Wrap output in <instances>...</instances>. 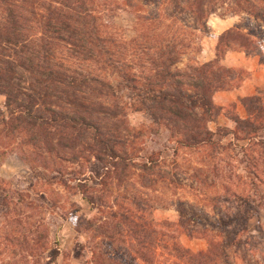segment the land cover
I'll return each mask as SVG.
<instances>
[{"label": "trees", "instance_id": "obj_1", "mask_svg": "<svg viewBox=\"0 0 264 264\" xmlns=\"http://www.w3.org/2000/svg\"><path fill=\"white\" fill-rule=\"evenodd\" d=\"M125 9L136 11L138 32L130 39L118 36L103 21L104 16ZM212 15L223 19L247 16L250 26L245 32L237 22L224 32L218 58L230 50L257 52L264 45V31L259 34L252 29L255 22L264 30V0H0V96H6L5 109L0 106V167L11 152L34 155L40 164L31 165L34 175L68 187L64 171L56 166L74 154L90 170L89 176L82 171L73 174L84 195L92 189L91 182L107 185L108 178L120 180L119 175L129 166L138 168L148 177V183L144 182L148 188L125 190L121 198L128 200L126 208L115 199L107 212L108 222L115 226L112 233L104 232L108 222L96 230V236H103L101 243L114 246L116 234L127 227L132 238L128 249L135 251V255L128 252L132 262L157 264L162 248L167 252L165 264H236L240 231L233 233L232 225L236 219L248 233L246 218H250L242 217L238 210L216 222L180 219L183 228L190 227V237L207 240L205 250L194 252L170 236L159 235L157 222L148 218L164 197L153 186L170 180L175 188L182 187V171L176 169L183 167L176 158L174 169H165L169 147L147 150L141 163H136L130 155L134 135L127 125L130 113H141L157 126L149 133L161 135L159 128L169 132L168 140L178 145L174 155L181 148L195 152L189 159L190 164L195 163L194 169L185 174L200 184H207L213 175L216 201L264 206V188L255 187L264 184V175L255 170L253 159L247 163L254 166L247 171L251 187L235 184L241 177L231 168L221 176L216 170L221 163H215V147L228 135H232L231 142L239 140L241 133L247 135L241 138L244 153L247 145L264 150V137L260 136L264 107L247 99L249 118L235 119L236 128L219 136L209 125L221 111L213 96L233 87L231 69L218 61L180 67L196 36L210 33ZM257 195L259 203L253 199ZM90 202L94 206L96 199L90 197ZM259 234L264 238L262 225ZM42 247L41 264H55L59 248L50 252L48 260V246L44 243ZM108 250L103 249L104 258L102 252L93 253L97 264L115 263ZM251 250H246L247 255Z\"/></svg>", "mask_w": 264, "mask_h": 264}, {"label": "rangeland", "instance_id": "obj_2", "mask_svg": "<svg viewBox=\"0 0 264 264\" xmlns=\"http://www.w3.org/2000/svg\"><path fill=\"white\" fill-rule=\"evenodd\" d=\"M135 14V9H125L104 16L103 21L118 36L130 39L136 36L138 32ZM247 18V16L237 17V22L246 28L245 32H248L250 27ZM218 19V16L212 15L209 18V23H214V26H216ZM253 22L252 20L251 23ZM253 24L255 25L252 29L257 33L260 34L261 31H264L260 29L258 23L254 22ZM204 33H201L198 37L196 36L191 49L184 55L183 62L180 63L181 68H184L186 63L190 62L203 64L200 63L199 56L201 52L199 49H201L204 39L208 36H204ZM261 48H264L263 44ZM5 102L6 96L1 95L0 106L3 109H5ZM127 125L130 128V134L134 135L130 137L134 141L130 155H134L133 159L136 163H141L140 158L147 150L151 152L169 147V152L166 154L168 159L166 160L167 167L165 169H172L176 165V158L183 167L176 169H180L184 173L179 174L182 187L175 188L174 185H171L172 181L168 179L170 183L167 181L153 186L157 189L156 191H160L163 195L161 197H164L160 202L162 205L155 209L148 218L157 222L158 230H160L159 235L170 236L194 252L205 250L208 246L207 240L204 237H190L188 235L190 227L183 228L180 225V219L196 218V223L216 222L223 219V217L226 218V214L235 213L238 210L237 213H240L242 217L250 218H246L248 219V233L242 229L243 223L238 222L236 219L232 225L233 233L240 231L237 245L239 251L235 253L236 264H264V238L259 234V226L264 227V206L257 208L256 206L253 207L255 204L252 203L253 208L240 207L239 202L228 203L221 201V199L216 201L217 186L211 185L213 175L209 177L207 184L196 183L188 176L194 169L195 163L194 165L190 164L189 159L196 156L195 152L192 153L191 150L181 148L179 155H174V147L178 145L168 140L170 137L169 132L159 128L161 135L149 133V129V131H155L157 126L153 125L151 120H148L141 113H130L127 118ZM233 129L220 127L217 131L220 136ZM142 132L146 134H142ZM231 136L224 137L221 144L215 147V153L217 154L215 157L218 158L215 163H221V165L216 164L218 167L216 170H219L221 176H225L228 169L231 168L230 171H234L235 175L241 177V180L235 179V184H240L242 187H251V181L247 180L249 176L247 171L253 170L254 166H249L247 163L253 159L256 164L255 170L264 175V150L259 146L250 148L247 145L248 150L244 153L240 146L245 141L241 138L247 135L241 133L239 135L241 136L240 139L233 142H231ZM260 136L264 137V131ZM129 149L130 147L126 148V150ZM72 156L74 154L70 156V160L58 163L56 166L61 167L64 171L68 187L60 183H48L42 177L34 175L30 169L31 165L40 167V164L35 161L34 155L28 156V154L21 155L18 152H11L2 163L0 167V264H41L43 261V255H41L43 253L42 244L44 243L48 246L45 252L48 260L51 258L50 252L56 247L59 248L60 256L55 264H97L93 253L98 255L103 249H109L114 264H143L140 260L135 263L130 259L128 252L135 255V251L129 250L132 238L127 232V227L124 228L123 233L116 234L118 240L111 247L101 243L103 236H96V230L99 225L106 226L105 224L108 222L107 212L113 206L115 199L125 208L128 207V200L121 198V195L126 193L125 190H128L127 192L132 190L134 186L148 188L144 185V182L148 183V177L143 175L140 169L129 166L125 174L121 173L119 175L120 180L112 177L108 178L106 180L107 185L103 183L94 185V182H91L92 189L87 192V195H84L80 186H77L79 179H74L73 174L82 171L86 172L84 176H89L90 170L87 165L85 166V160L80 161ZM184 158L188 160L184 161ZM262 185L255 187L262 190L264 188ZM19 196L22 199L16 205ZM90 197L96 199L94 206L90 202ZM253 199L256 203L260 201L258 195ZM177 205L182 206L183 212L179 211ZM113 209H116V206ZM247 211L250 213H247ZM223 212H225V215H223ZM146 215L150 214L147 213ZM258 215H261L260 218H258ZM165 221L174 224L173 227L166 226ZM109 223H107L104 232L112 233L115 226L113 223ZM249 233L252 234V239H249ZM110 240L107 239V241ZM101 245H103L102 248L99 247ZM29 246L32 247L31 250H28ZM249 249L252 250L247 255L246 250ZM147 251L145 253H148ZM158 253L157 264L167 263V252L160 248ZM101 254L104 258L105 253L102 252ZM43 264H45V261Z\"/></svg>", "mask_w": 264, "mask_h": 264}, {"label": "crops", "instance_id": "obj_3", "mask_svg": "<svg viewBox=\"0 0 264 264\" xmlns=\"http://www.w3.org/2000/svg\"><path fill=\"white\" fill-rule=\"evenodd\" d=\"M237 21V17H227L219 18L216 26L209 23L211 31L203 41L199 56L200 63L218 61L232 71L233 87L217 91L213 96L214 104L221 109L209 124L213 131L220 127L233 129L235 119L249 118L247 99H254L256 104L264 106V48L257 52L230 50L222 58L217 56L220 36L234 27Z\"/></svg>", "mask_w": 264, "mask_h": 264}]
</instances>
